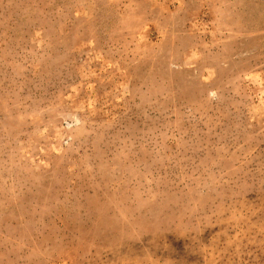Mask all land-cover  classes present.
Returning <instances> with one entry per match:
<instances>
[{"label": "rangeland", "instance_id": "1", "mask_svg": "<svg viewBox=\"0 0 264 264\" xmlns=\"http://www.w3.org/2000/svg\"><path fill=\"white\" fill-rule=\"evenodd\" d=\"M0 264H264V0H0Z\"/></svg>", "mask_w": 264, "mask_h": 264}]
</instances>
